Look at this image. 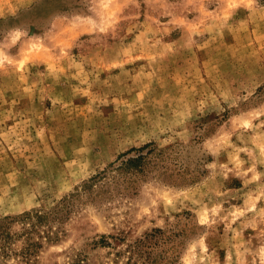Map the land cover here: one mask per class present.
<instances>
[{
	"label": "rangeland",
	"instance_id": "374dc122",
	"mask_svg": "<svg viewBox=\"0 0 264 264\" xmlns=\"http://www.w3.org/2000/svg\"><path fill=\"white\" fill-rule=\"evenodd\" d=\"M0 228V264L157 228L153 264H264V0H0Z\"/></svg>",
	"mask_w": 264,
	"mask_h": 264
},
{
	"label": "trees",
	"instance_id": "16d2710c",
	"mask_svg": "<svg viewBox=\"0 0 264 264\" xmlns=\"http://www.w3.org/2000/svg\"><path fill=\"white\" fill-rule=\"evenodd\" d=\"M144 147H147L144 146ZM144 158H146V156L144 154H140L138 155V157H128L124 160H122V163L119 164L117 166V168L119 169H127L126 171L131 172V173H137L139 171L142 170V168L145 169V164L146 162H144ZM109 174V170L104 169L102 171H100L98 174L94 175L91 177V179L89 181L86 182V187L88 189H92L94 187V185H96L98 182L104 180ZM4 229L0 228V239L3 241H8L6 238V234L4 233ZM165 229L163 228H157L154 229V231L147 233L144 237H141L138 240V248H139V253L141 256H144L145 258V264H153V262L155 261V259L153 257H151L150 253L151 251H149L152 243L149 242V238H153L155 237L156 240L159 242L158 238L159 233L164 232ZM161 236V235H160ZM2 244V242H0ZM4 247V245L2 244V247L0 246V249H2ZM4 250H6V248L4 247ZM149 258V260H148Z\"/></svg>",
	"mask_w": 264,
	"mask_h": 264
}]
</instances>
